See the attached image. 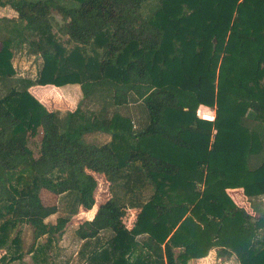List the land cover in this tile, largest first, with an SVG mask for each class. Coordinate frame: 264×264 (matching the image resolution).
<instances>
[{"label":"trees","instance_id":"1","mask_svg":"<svg viewBox=\"0 0 264 264\" xmlns=\"http://www.w3.org/2000/svg\"><path fill=\"white\" fill-rule=\"evenodd\" d=\"M73 1L0 0L16 12L0 20L18 24L0 47V250L18 245L22 225L34 241L61 234L82 207L96 212L77 226L78 240L104 238L89 245V260L186 264L217 248L218 257L264 264V212L229 194L264 197V144L241 123L249 111L264 122V85L255 91L244 81L252 73L256 84L264 68V0H157L149 15L141 12L147 0ZM16 57H32L34 75H20ZM46 84H76L82 98L72 110L48 109L30 92ZM98 93L117 107L139 100L145 121L107 116V100L98 109L83 103ZM201 107L214 118L197 114ZM97 131L109 139L83 140ZM38 133L34 155L29 137ZM96 174L111 192L98 207ZM178 186L185 199H173ZM41 189L65 201L44 204ZM124 207L137 210L126 222Z\"/></svg>","mask_w":264,"mask_h":264},{"label":"rangeland","instance_id":"2","mask_svg":"<svg viewBox=\"0 0 264 264\" xmlns=\"http://www.w3.org/2000/svg\"><path fill=\"white\" fill-rule=\"evenodd\" d=\"M11 1H15V0H11ZM27 1H36V0H27ZM52 4L53 5H61L64 7H77L78 6V2L73 1V0H52ZM156 5H157V0H147L142 8H141V12L143 13V15H149L151 14L155 9H156ZM8 14V13H7ZM61 15L56 11L53 10L52 11V24L55 27H58L59 24L61 23ZM18 26V24L10 22V21H5V20H0V47H1V39L4 36H7L11 33H16V29L15 27ZM14 65L16 66V69L18 71V73H20V75H24V74H32L34 75L35 70H36V63L33 61V58L30 57L28 59H24V58H15L14 60ZM249 77L245 78V84L248 85H252L255 89V91H257L260 87H263L264 85V68H261V70L259 71V76L257 78V83L255 84L253 82V76L252 73H249ZM234 76L233 74H231L228 77V81L231 82L233 81ZM64 86V85H63ZM70 88V86H69ZM3 94L2 91H0V96ZM72 97L69 96H58L55 97V99H52L50 101H47L44 103V105L48 108V109H54V110H60V111H66V110H72L76 107L78 101L82 98V94L77 89L76 86H74L73 88V92L71 93ZM99 99H97V98ZM96 97H94V102L92 103H86L88 101V99L83 100L84 104H87L90 108H94V109H98L102 102L101 101H106L107 97L104 96L103 94H97ZM103 104H107L106 106V115L107 116H112L114 113L119 114V115H123V116H130L131 119L133 120V125L137 126L139 121H145L146 119V110L145 107L143 105L142 102H140L139 100L136 99H132V101L130 102L129 105L126 106H121V107H117V106H112L111 104H109V100H107L105 103ZM215 109V108H214ZM197 114L201 115L202 118H205L203 116H208L207 119H213L214 118V110L213 109H207L205 107H201L199 109H197ZM253 112L249 111L246 115H244L241 118V123L242 125H244L246 128L250 129V130H254L256 132H258L259 136H260V140L261 142L264 144V122L262 121H257L253 118ZM138 127V126H137ZM40 133H38L36 136L34 137H29V146L31 147L33 154L37 155L38 154V150H39V139H40ZM109 134H106L104 132L101 131H97V132H93L91 134H87L84 136L83 140L87 143L89 142H94V143H103L105 141H107L109 139ZM256 161H253V163H255ZM96 178L98 181V186L97 189L95 191V203H97V207L103 203L106 199H108L111 196V192L109 190V184L108 182L105 180L104 176L101 174H96ZM201 190H204L201 188ZM42 192V194H41ZM172 192V196L173 199L175 200H182L185 199V196L187 194L185 191L184 187L178 186L174 189L171 190ZM39 194L42 198V202L45 204H56L60 205L62 202L65 201L64 198H60L58 195H54V193L45 190V189H41L39 191ZM230 196L234 199L235 202H237L240 205L245 206L251 213L254 214H261L262 212H264V197L260 196L256 199H249L247 197H245L242 194V189H240V191H236V190H230L229 191ZM135 209H129L127 207H124L123 210H121L122 213V222H126L128 221V218H132L135 217L136 214ZM80 211L78 210L77 213L72 214L69 218V221L67 222L65 229L63 230V232L61 234H59V238H57L56 236H54L55 241H56V246L53 248V245L51 243H49V245L47 247H43V250H40L38 252H41L43 254H47V253H52L50 254L51 256H57L59 257L60 255L64 257V255L59 254L61 252V249L59 248L58 244L60 243V245L65 244V251L68 254L69 252H73L75 253L77 250L79 251L78 254L75 256V263L74 264H85V262L87 261V263H95V264H102L103 262H105L106 264H109L107 261V258L104 259L103 256H101V254H97L94 257H92V259H88L86 257V253L87 252V248L89 247V245L91 246L90 248H94V243L95 244H100V242L104 241V238L102 237L101 239H99V242H91L89 241V243H85L81 240H78L75 231L76 229H74L73 227L77 228V226L84 220L88 219L89 217H92L90 215L86 214H79ZM65 213H63L62 211H60L58 215H64ZM79 215V216H78ZM55 216V215H54ZM51 216V217H54ZM48 218V222H50V219L53 218ZM56 221V219L54 220ZM30 226L29 225H22L19 227V232L17 234V243L18 245H13L11 244L8 249H2L0 250V264H5L7 261H9L10 256L12 255L13 252H15V249L17 250H21V251H27L28 248L30 247L29 243L27 242V237L29 236V234L31 233L30 231ZM14 235V233H10V237ZM61 240V241H60ZM59 248V250H57ZM69 249V250H66ZM217 248H213L211 250L208 251L207 255L202 257L203 260H189L186 264H239V261L236 259L235 254H233L230 257H218L217 256V252H216ZM29 253L24 254V256L19 260L20 264H25V261L23 260L26 256H28ZM80 255V256H79ZM34 256H37V253L34 254ZM66 256V255H65ZM14 261V260H13ZM13 261H11L9 264H11ZM92 261V262H91ZM19 262H15V264H18Z\"/></svg>","mask_w":264,"mask_h":264},{"label":"crops","instance_id":"3","mask_svg":"<svg viewBox=\"0 0 264 264\" xmlns=\"http://www.w3.org/2000/svg\"><path fill=\"white\" fill-rule=\"evenodd\" d=\"M14 16H16V12L11 7L10 4H6L5 6H0V17H14ZM69 86H70V88H69ZM74 86L77 87V89L79 91V94H80V92H81L80 88L76 84H66L64 86H55V85H52V84L35 85V86H32L30 88V92L40 102H42L44 104L45 102L50 101L52 99H55V97H58V96H62L63 95V96L72 97L71 93L73 92ZM53 92H54V94H53L54 97L50 99V94L53 93ZM240 189L241 188H231L230 190L240 191ZM41 194H42V192H41ZM54 195L56 196V194H54ZM258 197H260V196L250 197L249 199L253 200V199H256ZM54 204H47V205H54ZM78 210L80 211L79 214H81V212H83V211L85 212V214H87V212H89L90 209L87 210V209H83L82 207H79ZM95 212H96V210H95ZM54 215H51V216H54V217H51V216L48 217V218H50V217L53 218V219H50L51 223H55L54 220L56 219L57 215L56 214H54ZM93 215H92V217H93ZM92 217H89L86 220H89ZM47 219H46V222H48ZM73 228L76 229L75 227H73ZM29 229H30L31 233L27 237V242L29 243V245L33 244V247L31 249V252H29V255L26 256L23 259L25 261V264H74L75 263V256L78 254L79 251L77 250L75 253H73L71 251V252H69L67 254L66 251L64 250L65 246H66L65 244H63V245H60V243L58 244L59 248L61 249V252L59 254L64 255V257L61 256V255L59 257H57V256L53 257V256L50 255L52 253L43 254L41 252H38L40 250H43V247H47L49 245V243H51L53 245V248H54L56 246L55 238L50 236V238L48 239L47 235H43L42 237H40L36 241H34L32 239V229H31V227ZM54 236L59 238L58 234H55ZM59 248L57 250H59ZM66 250H69V249H66ZM36 253H37V256H34V254H36ZM85 253L87 255L88 251L85 252ZM19 260L20 259L14 260L11 264H15V262H19L18 264H20ZM192 260H203V258H195V259H192ZM85 264H88L87 261L85 262ZM89 264H92V263H89ZM103 264H104V262H103Z\"/></svg>","mask_w":264,"mask_h":264}]
</instances>
